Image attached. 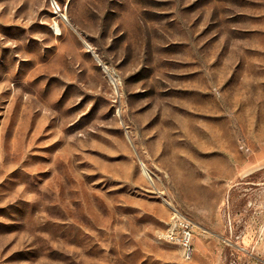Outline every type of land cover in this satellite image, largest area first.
I'll list each match as a JSON object with an SVG mask.
<instances>
[{
	"label": "rangeland",
	"instance_id": "1",
	"mask_svg": "<svg viewBox=\"0 0 264 264\" xmlns=\"http://www.w3.org/2000/svg\"><path fill=\"white\" fill-rule=\"evenodd\" d=\"M262 146L264 0H0V264H264Z\"/></svg>",
	"mask_w": 264,
	"mask_h": 264
},
{
	"label": "built area",
	"instance_id": "2",
	"mask_svg": "<svg viewBox=\"0 0 264 264\" xmlns=\"http://www.w3.org/2000/svg\"><path fill=\"white\" fill-rule=\"evenodd\" d=\"M165 238L177 243L183 255L190 258L193 254V228L192 223L176 211L172 212L171 219L165 231Z\"/></svg>",
	"mask_w": 264,
	"mask_h": 264
},
{
	"label": "crops",
	"instance_id": "3",
	"mask_svg": "<svg viewBox=\"0 0 264 264\" xmlns=\"http://www.w3.org/2000/svg\"><path fill=\"white\" fill-rule=\"evenodd\" d=\"M257 164V168L264 167V146H262L261 150L258 152V155L254 157L253 163Z\"/></svg>",
	"mask_w": 264,
	"mask_h": 264
},
{
	"label": "bare ground",
	"instance_id": "4",
	"mask_svg": "<svg viewBox=\"0 0 264 264\" xmlns=\"http://www.w3.org/2000/svg\"><path fill=\"white\" fill-rule=\"evenodd\" d=\"M56 29H58V28H56Z\"/></svg>",
	"mask_w": 264,
	"mask_h": 264
}]
</instances>
